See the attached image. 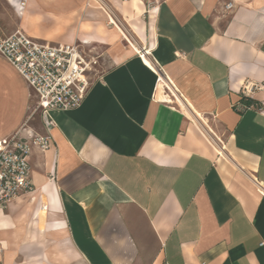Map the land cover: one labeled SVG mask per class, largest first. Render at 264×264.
<instances>
[{"label": "crops", "instance_id": "1", "mask_svg": "<svg viewBox=\"0 0 264 264\" xmlns=\"http://www.w3.org/2000/svg\"><path fill=\"white\" fill-rule=\"evenodd\" d=\"M151 1L27 0L20 29L110 65L48 129L0 53V139L52 136L4 264H264V0Z\"/></svg>", "mask_w": 264, "mask_h": 264}, {"label": "built area", "instance_id": "2", "mask_svg": "<svg viewBox=\"0 0 264 264\" xmlns=\"http://www.w3.org/2000/svg\"><path fill=\"white\" fill-rule=\"evenodd\" d=\"M155 2L152 0L150 4ZM81 47L77 42L40 40L20 28L9 35L0 32V53L33 90L37 100L35 110L45 118L48 129L55 124L52 110L78 107L91 88L98 60ZM51 144L49 132H36L27 126L0 139V210L8 209L17 198L32 191V150L38 147L45 151Z\"/></svg>", "mask_w": 264, "mask_h": 264}, {"label": "rangeland", "instance_id": "3", "mask_svg": "<svg viewBox=\"0 0 264 264\" xmlns=\"http://www.w3.org/2000/svg\"><path fill=\"white\" fill-rule=\"evenodd\" d=\"M27 0H0V32L9 35L19 29V16L26 6ZM77 44H81L77 42ZM82 46V45H81ZM83 48V47H81ZM97 57L98 63L96 71L92 73V81L110 65V60L104 56L103 50L91 51L85 50Z\"/></svg>", "mask_w": 264, "mask_h": 264}, {"label": "bare ground", "instance_id": "4", "mask_svg": "<svg viewBox=\"0 0 264 264\" xmlns=\"http://www.w3.org/2000/svg\"><path fill=\"white\" fill-rule=\"evenodd\" d=\"M115 18V17H114ZM115 20V19H114ZM119 27H121V26H119ZM122 28V27H121ZM127 28V27H126ZM121 32H122V34L125 36V38H128V36H127V34L121 29ZM130 32V31H129ZM129 35V34H128ZM132 35V34H131ZM133 36V35H132ZM127 40V39H126ZM130 40V39H129ZM130 42H131V47L133 48V50H135L136 52H141L142 50H144L145 48H143V47H140V46H138L137 44H135L134 42H132L131 40H130ZM140 44V43H139ZM96 47V46H95ZM148 54L146 55L147 56V58L149 59V54H150V52H147ZM149 61H150V63L152 64V62H151V60L149 59ZM153 65V64H152ZM155 67V66H154ZM166 78H167V76H166ZM168 79V78H167ZM167 81H169V80H167ZM170 82V81H169ZM172 86V85H171ZM171 88H173V87H171ZM173 89H175V88H173ZM185 99V98H184ZM183 101V100H182ZM188 104V103H187ZM186 104V105H187ZM185 105V106H186ZM187 107V106H186ZM192 108V107H191ZM193 109V108H192ZM193 111V110H192ZM216 146L218 147V149L221 151V153L224 155V156H226V153H225V148L221 145V144H219L218 142H216Z\"/></svg>", "mask_w": 264, "mask_h": 264}]
</instances>
